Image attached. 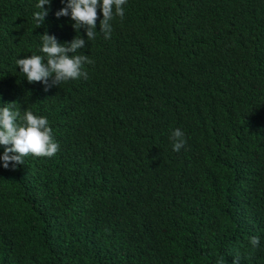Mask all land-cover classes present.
I'll return each mask as SVG.
<instances>
[{
	"label": "trees",
	"instance_id": "1",
	"mask_svg": "<svg viewBox=\"0 0 264 264\" xmlns=\"http://www.w3.org/2000/svg\"><path fill=\"white\" fill-rule=\"evenodd\" d=\"M37 2L0 0V107L60 147L0 161V264H264V0H127L109 39L98 8L88 78L47 91L16 59L78 33Z\"/></svg>",
	"mask_w": 264,
	"mask_h": 264
},
{
	"label": "clouds",
	"instance_id": "2",
	"mask_svg": "<svg viewBox=\"0 0 264 264\" xmlns=\"http://www.w3.org/2000/svg\"><path fill=\"white\" fill-rule=\"evenodd\" d=\"M64 4L55 12L56 17L70 16L72 27L76 34L70 42H58L54 35L46 31L40 35L43 55L32 54L16 59L15 63L20 68L29 83L41 82L44 90L51 86H58L68 80L87 79L86 64L94 63L88 55L79 54L78 50L86 45V41L79 35L78 30L83 28L87 40L95 39L96 24L98 19L97 9L102 13L99 20L100 31L106 39L111 37L112 25L110 21L114 16L124 17V5L127 0H61ZM50 0H38L36 8L40 11L33 13L35 28L43 25L48 9L44 5ZM0 107V153L2 166L15 170L18 165L24 164L28 155L52 157L59 150V143L54 139L53 130L49 126L47 117L36 115L31 110L25 109L23 113L16 109V101L3 103ZM173 151L179 152L186 144L185 133L176 128L171 132ZM260 238L252 236L250 243L253 248L259 246ZM217 264H226L223 256L219 257ZM232 264H240L237 255Z\"/></svg>",
	"mask_w": 264,
	"mask_h": 264
}]
</instances>
